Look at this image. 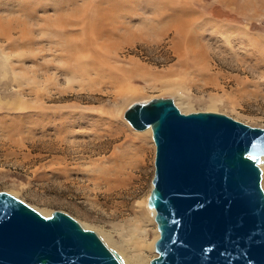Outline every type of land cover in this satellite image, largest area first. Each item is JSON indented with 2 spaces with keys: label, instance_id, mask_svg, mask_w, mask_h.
<instances>
[{
  "label": "rangeland",
  "instance_id": "1",
  "mask_svg": "<svg viewBox=\"0 0 264 264\" xmlns=\"http://www.w3.org/2000/svg\"><path fill=\"white\" fill-rule=\"evenodd\" d=\"M6 54L0 190L66 211L143 264L157 254L155 144L126 107L171 97L264 127V0H0Z\"/></svg>",
  "mask_w": 264,
  "mask_h": 264
},
{
  "label": "water",
  "instance_id": "2",
  "mask_svg": "<svg viewBox=\"0 0 264 264\" xmlns=\"http://www.w3.org/2000/svg\"><path fill=\"white\" fill-rule=\"evenodd\" d=\"M151 127L147 197L159 236L149 264H264V127L212 110L182 112L171 97L130 103ZM0 264H121L99 235L60 209L43 214L0 190Z\"/></svg>",
  "mask_w": 264,
  "mask_h": 264
},
{
  "label": "bare ground",
  "instance_id": "3",
  "mask_svg": "<svg viewBox=\"0 0 264 264\" xmlns=\"http://www.w3.org/2000/svg\"><path fill=\"white\" fill-rule=\"evenodd\" d=\"M105 1V0H104ZM105 12L103 11L102 13H101V16L102 17H104V14ZM58 30H59V32H61L62 34H64V32H65V30H66V25L65 24H62V25H60L59 26V28H58ZM8 32V31H7ZM5 34H6V32H5ZM20 35H22V33L20 32ZM22 38V37H21ZM62 39H64V40H66V36H64V38H62ZM8 41V40H7ZM6 53V52H5ZM9 60V56L6 54V55H4V56H1V58H0V76H2L3 78L5 77L6 78V76L8 75V70H9V68L8 67H13L14 65H11V64H9V65H7V61ZM12 78H13V80L15 81L14 83H18V82H16V80L18 79L17 78V75L15 74L14 76H12ZM1 79V78H0ZM20 91V90H19ZM18 91H16V93H17ZM13 93V92H12ZM147 129V130H146ZM139 131H143L144 133H146V132H150V133H152L151 132V127L150 126H148V127H146V128H144V129H138ZM144 138V137H143ZM153 139V138H152ZM63 141V140H62ZM154 142V141H153ZM155 144V143H154ZM259 165H260V167L261 168H263L264 169V160H262L260 163H259ZM262 173V172H261ZM147 207L151 210L150 211V213H151V217H154V214H155V208H153V207H149L148 206V204H147ZM40 212H42V211H40ZM43 214H46L47 215V213L46 212H42ZM154 221H155V219H153ZM155 223H156V221H155ZM88 225H83V227H85V228H89V226L87 227ZM156 228H157V225H156ZM157 231L158 232H156V238L158 237V235H159V230L157 229ZM102 234V233H101ZM104 234V236L102 237L103 239H104V241H105V243L107 244V246L108 245H112L113 244V246H116V245H114V243H113V241L114 240H112L106 233H103ZM102 236V235H101ZM156 240V239H155ZM133 242V241H132ZM138 242H139V240L138 239H135L134 240V243H135V245H138ZM104 243V244H105ZM111 247V246H110ZM110 249V248H109ZM111 250H113V249H111ZM154 250H155V242H154ZM117 255H118V257H119V259H120V262H121V264H126V263H131V264H143V262H144V260H143V258H142V256L140 255V253L138 254H136V255H134V256H132V255H127V253L125 254V253H123V255L124 256H120L115 250H113ZM122 251V250H121ZM123 252V251H122ZM157 253V252H156Z\"/></svg>",
  "mask_w": 264,
  "mask_h": 264
}]
</instances>
